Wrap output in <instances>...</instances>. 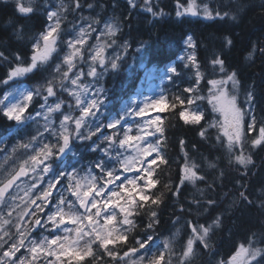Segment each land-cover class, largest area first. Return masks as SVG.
<instances>
[{
  "label": "trees",
  "instance_id": "16d2710c",
  "mask_svg": "<svg viewBox=\"0 0 264 264\" xmlns=\"http://www.w3.org/2000/svg\"><path fill=\"white\" fill-rule=\"evenodd\" d=\"M86 1L97 3V0H78L81 7ZM185 1L157 0L151 8L158 15L154 17L143 12L147 18L139 21L136 31L130 16L137 11L142 12L140 9H130L125 0H101L108 9L115 3L112 8L118 24L127 25L134 35L139 33L140 41L144 43L143 59L148 65L165 69L168 64H173L176 69L174 73L169 72L161 84L164 98L156 109L160 117L152 135L166 163L157 159L153 165V179L157 183L147 194L152 199L159 197L160 202L152 205L149 200L142 208L133 207V226L124 233L126 241H116L108 248L114 246L116 254L121 255L138 247L137 241L143 240L146 234L163 237L178 231L181 237L186 238L195 224L211 225L205 240L207 246L196 240L189 253L191 256L181 264H223L242 246L258 248L264 254V207H261L264 205V147H249L247 155L251 157V163L245 168L225 155V138L212 126L210 110L204 112L199 124L185 123L180 113L188 102V87L190 89L199 83L200 89L206 91L209 81L235 72L238 95L253 94L255 127H264V53L261 52L264 49V0H209L213 14L209 19L191 14L178 16L176 4ZM78 7L74 13L82 12ZM73 12L68 9L58 11L61 13V17L58 16L62 21L61 29L68 28V17ZM47 23L45 10L20 13L17 2L0 0V53H3L0 57V99L7 86L3 81L10 71L31 64L33 42L45 31ZM61 34L60 31L63 38ZM189 35L193 38L196 67L201 74L199 82L193 65L185 57L179 59L185 47L183 41ZM227 39L231 40L230 45ZM59 46L62 48V44ZM17 56L21 58L19 61ZM217 58L224 61V72L213 63ZM51 61H55L53 57L38 64L31 73H25L22 80L42 79ZM133 79L134 68L122 69L117 76L118 90L117 87L111 89V93L114 91L117 95L127 90L124 83L129 84ZM202 102L207 104L206 99ZM157 128L162 131L156 132ZM14 129L15 121L4 117L0 104V140L13 138ZM201 131L205 132L204 138L199 134ZM85 151H82V156L87 159ZM186 164L195 165L197 175L204 179L185 180L181 185ZM177 186L180 191L174 195ZM241 192L247 196V201L240 196ZM208 201L214 203L209 205ZM152 211L157 213L159 223L149 230L147 225ZM217 217L220 221L218 226L213 223ZM92 249L93 256L81 262L73 261V264L108 263V253L99 246V242L94 243ZM62 261L68 264L67 258L62 257Z\"/></svg>",
  "mask_w": 264,
  "mask_h": 264
},
{
  "label": "rangeland",
  "instance_id": "374dc122",
  "mask_svg": "<svg viewBox=\"0 0 264 264\" xmlns=\"http://www.w3.org/2000/svg\"><path fill=\"white\" fill-rule=\"evenodd\" d=\"M13 1L17 2L19 6L22 5L24 7H32L33 9H37L41 12L45 10L47 19V14L50 11H55L57 13V16L61 17V13H58L59 10L66 11L68 9L69 11L73 12L78 6L81 7V2H78V0H54V3H52L53 0ZM125 1L128 3L130 9L136 10L135 7H137L142 11H137L130 16V19H132L131 23H133L132 25L137 31L139 21L147 18L144 13L149 12L152 15L153 10L150 12L147 9L149 7L151 8L152 4H154L157 0H132V3H129V0ZM90 4L92 5L91 8L88 7V5ZM114 4L115 3H112L111 7L108 9L105 8L104 3L101 2V0H97L96 4L90 1L84 2L83 7H81L82 12H73V15L68 17V28H59L56 33H53V36L56 38V43L54 45L55 50L51 52L48 60H50V57H53L55 61L50 62V65H48L43 78L37 81L34 80L32 82H26L22 80L25 74L22 73L21 75L14 77L9 81L4 94L0 99V101H3V103H0L2 110L13 104L29 103V107L26 109L25 113L22 114V121L17 122L14 120L16 125V129H14L13 131L14 137L0 141V185L11 175H13L21 166L24 165L29 170V174L22 178L16 184L14 189L5 197L6 200H9V197H14L15 204L19 205V211H22L26 205L28 206V211L31 212L35 210L37 205H41V200L43 199V196L46 192L50 194L51 198H54L49 202V208H51L52 204L58 202L61 199V195H58L59 189L60 193H62V196L66 198V201H72L74 205V211L83 213L82 209L79 208V204L76 201L75 197L72 196L71 192L68 190L70 184L74 189L75 181H69L66 177H61L58 182L54 180L53 184L55 186L50 188L48 185L50 174L43 175V173L41 172V168H37L36 172H33L31 170L32 162L30 161L29 157L32 155H36L37 152H39L40 148L42 147V143H56V140L54 137L49 136L48 133H44L43 138L39 136V133L43 132L44 130L45 121L43 115L35 117V113L40 110L42 97L37 98L34 95V98L31 102H26L20 95L21 92L32 91L34 93L35 89H37L38 87L46 88L47 81L51 80L53 82L55 96L49 98V103L54 105L55 102L63 101L61 109L51 114V119L57 131H60L59 122L63 119L64 114H69L70 112L73 117H79L81 115L79 107L76 105L75 95L70 93H80L82 99H85L86 95L85 104L90 102L92 99L97 98V96L100 100L104 101L96 117L97 120L102 121L104 124L116 120L117 118L121 117L126 111H129L132 107H134L132 114L121 119L120 124L116 125L114 128H101L99 132H97L95 128L91 129L94 134L89 140L80 141L75 139L74 136H70V147L68 150H66V153L63 154L60 159H57L54 162L49 161V163H53L54 168L74 166L77 168L79 176L86 175L88 166L91 164V162L101 158L100 151H91V146L93 144H100L101 147H107L108 144L111 143L109 141H104L101 133L108 136H113V133H115V135L113 136V141L115 142L114 149L115 152H120L122 154L120 156L121 160L125 158L135 157V145L137 144L139 137H145L143 141H140L141 147L146 146L147 143L156 145V143L152 139V135H146V133H153V128L157 126V122L160 117V115L156 111L158 107H149L142 116L135 115V112L139 111V109L144 106V102L149 99V104L157 101L160 103L162 101V99L164 98V94L161 87V82L166 78L169 73V69L172 68L173 65L170 64L167 66L168 68L164 69L147 64V62L143 59L144 43L140 41L139 33H136L134 35L131 30H128L127 25L118 24L115 21V12L113 10L114 8H112ZM205 6L211 12L209 0H187L184 3L176 4V12H179L181 14H191V12L188 11V9L191 8L192 11L197 13L195 16L203 17L205 19L211 18L213 14L211 16H205L203 11ZM151 15H149L148 17H152ZM55 19L56 18H54L53 21L48 20L46 29L50 24H54ZM61 22L62 21L60 20V27L62 25ZM109 25L114 29V34L109 32ZM81 29L86 30L84 35L80 37L82 43H76L75 41ZM60 31L63 38L60 37ZM40 34L36 37L33 43L35 44L37 41H39L40 48L37 51L43 50V41L40 40ZM186 39H184V41ZM69 41H72L74 47H69ZM59 44H62V48L61 46H59ZM77 49L79 50L78 54L76 53ZM183 51L184 52L181 57H185L186 61L193 65L194 71L197 74V72L199 71L197 70L195 60L189 61L187 59L189 55L194 54V49L185 45ZM34 54H36V51H34L33 49V55ZM69 55L72 56L73 67L71 71H68V64L66 63V59ZM101 61H103V63H101ZM136 62H138V64H136ZM37 63L40 64L39 62ZM113 63L117 65L115 69L112 68ZM57 65L60 66L59 72H57L56 70ZM132 68H134L133 81L129 84L124 83V86L125 88H127V90L125 89V91H121L117 95L114 91L113 93H111V89L115 90L117 87L116 83L119 72L122 69L131 70ZM92 69H95L96 75L94 76L88 74ZM64 72L68 73V77L66 79L63 78ZM227 76L228 75L213 80H227ZM72 79H76L77 84L73 85L71 83ZM61 83H63L64 88H67L68 91H65L64 88L61 87ZM207 84L208 89L206 91H202V89H200L201 87L199 83L193 84L191 86L192 88H190V92L189 87L187 88L188 100L193 99L195 102L191 105H189L187 102L182 111L186 113L189 119H191L194 110L198 109L203 113V115L205 111L210 110L209 114L211 115L212 126H214L224 136V117L220 112L213 110V105L208 103V99L212 94L219 95V92L223 90L230 96L235 95L237 106L240 107L242 111H244L248 109V105L245 102L248 93L239 96L237 86H234L233 82L231 81H228L226 84H218L216 86L211 85L209 82ZM84 86H87L89 88L87 94L81 92V88ZM97 89H103V92L97 93ZM44 94L46 95V91H44ZM196 97H202L203 99H206L207 104L202 102L203 99L197 100ZM69 105H71V109H69ZM30 116L34 118H30ZM88 119L92 118L89 117ZM247 120L248 117L245 116V122H243L242 124L243 135L239 144H236L234 142L230 149L228 137L224 136V153L230 160L235 161V157L241 154L245 157H248L247 151L252 145V140L259 138V128L261 126L255 127L253 131L248 132L246 123ZM146 124L150 125V127H145ZM74 128V122L69 121V131H74ZM81 131H84V129L82 128ZM125 132H127V135H125ZM33 136H37V141H31V138ZM128 137H132V139L129 140ZM121 140L127 141L123 148L119 147V142ZM29 143H31V146L29 148L26 149L22 147V145ZM83 150H86L84 152V156H87V159L82 156ZM154 158H156V153H153L152 156L148 157L149 160ZM38 159H42V154L38 157ZM115 166L120 172L123 171V165L117 163ZM134 167L138 168L140 167V165L137 163ZM93 171L94 174L98 177V183L102 185L104 180L107 179V176H104V180H100L99 177L101 174L99 173V170L94 169ZM124 175L131 177L136 175V172L135 170H133L132 172L124 173ZM117 183H119V181ZM139 183L142 184L143 181H140ZM61 184L63 185V188L60 187ZM29 187H31L32 190L30 193L25 195V193L27 192V188ZM126 187L128 188V190H131L130 185H126ZM133 195L135 196L136 194L133 193ZM127 199V194L122 192L121 198H119V204L125 207H129V205L126 203ZM136 199H139L138 196H136ZM32 200H35L36 203L32 204ZM116 202L117 198H113V203ZM9 203H12V201L9 200ZM63 207L67 212V203H65ZM132 209L133 207L131 208V210ZM8 210V207L0 205V216L7 219ZM47 210L48 209H45V211ZM113 210L117 214L116 219L113 221L112 225H108L107 227L111 228L113 226H116L117 228H119V222L122 221L123 214L119 212L118 208L109 209L108 213H104L102 209L101 217L94 216V219H98L99 224L104 225L103 216L111 214ZM92 213H95V209L92 210ZM37 215L41 216V214L39 213ZM15 216L16 213L14 212L12 218L13 222H15ZM129 218L131 219V216ZM35 219L36 217L25 216L23 225L30 228ZM68 219L69 218L65 216L66 223L64 226L75 228L76 225L67 223ZM87 223V220H85L83 226L86 227ZM129 226L130 225H124L123 227L127 229L129 228ZM199 226L201 225L195 224L194 226H192L189 229L186 238L181 237L178 231L172 232L171 234H165L163 235V237L154 236L156 242H158V244L160 245V247L157 249V255H159L160 251L164 252V259L161 261V264H169L173 260H178L174 264H181L182 260H184L186 257L189 258L191 254L188 253L187 256L184 255L185 252H188L187 241L194 235L192 229L194 227L199 228ZM12 231H15V229L12 228ZM116 234L117 233H114V235ZM200 234H202V232L196 233V235ZM31 235L39 240L44 235H49V233L47 231L40 230L36 232L33 231ZM70 235L74 236L75 233L73 232ZM87 239L88 237H85V240ZM206 239L207 237H205V240ZM165 241L169 243L168 249L163 248V244ZM195 242L196 240H194L193 245L195 244ZM83 244L84 241H81V245ZM242 247L251 249V247ZM135 248L139 249V246ZM108 249L112 250L116 254L114 246H111V248ZM240 249L241 247H239V249L234 252L223 264H231L232 258L235 257L237 253H239ZM129 250L130 249H128L126 252H129ZM21 252H24V249H21ZM105 253H107V251ZM141 253H143V249H140L136 255H133L130 252L131 260L137 259L138 255ZM17 255H20V253H17ZM123 255L124 253L121 255L116 254V259L108 255L109 264H124V261L129 260V258L125 257L124 261L120 260L119 258L123 257ZM50 259L54 260V257H51ZM246 259H248L249 264H256V261L251 260L250 257H247ZM256 260L259 261V264H264V254L258 256Z\"/></svg>",
  "mask_w": 264,
  "mask_h": 264
},
{
  "label": "snow or ice",
  "instance_id": "6c2138e0",
  "mask_svg": "<svg viewBox=\"0 0 264 264\" xmlns=\"http://www.w3.org/2000/svg\"><path fill=\"white\" fill-rule=\"evenodd\" d=\"M7 2V0H5ZM129 3H132V0H129ZM89 8L92 5H88ZM18 10L20 13H31L33 11L32 7H24L18 6ZM148 11H152L149 7ZM192 15H196L197 13L192 11L191 8L188 9ZM205 16H211L212 13L205 6L203 9ZM48 20L53 21L54 24H50L45 32L40 34V40L43 41V50L37 51L40 48V43L37 41L33 44V49L36 51L31 57V65L29 67L23 68H15L10 71L8 78L3 81L4 84H8L10 80L14 77L21 75L22 73H31L34 69L38 67V63L43 64L49 58V55L52 51H54V45L56 43V38L53 36V33H56L60 28L59 18L55 11L48 12ZM152 15L155 17L158 15L156 12H152ZM177 15H181V13H177ZM219 15V12H217ZM225 16L227 13L224 14ZM223 18V17H221ZM234 18V17H233ZM109 32L114 34V29L109 25ZM85 29H81L79 35L76 39V43H82L80 37H82L85 33ZM19 38L20 34L17 33ZM227 43L230 45L231 40L227 39ZM69 47H74L72 41L68 42ZM184 44L192 47L194 45L193 38L191 35L187 37L184 41ZM78 49L76 53L78 54ZM261 52L264 53V49H261ZM0 57H3V53H0ZM7 59V58H4ZM19 61L21 58L19 56L16 57ZM179 59H184V57H179ZM189 61H194L195 57L193 55H189L187 57ZM66 63L68 64V71L72 70V56L69 55L66 59ZM103 63V61H101ZM214 64L220 66V71L224 72V61L220 58H217L213 61ZM117 65L115 63L112 64V68H116ZM57 72L60 71V66H56ZM176 69L174 67L169 69L170 73H174ZM89 75H96L95 69H92ZM197 82L200 79V73L197 72ZM68 73H63V78H67ZM228 81L233 82V85L237 83L236 81V73L233 72L231 75L227 76V80H211L209 83L213 86L218 84H226ZM71 83L73 85L77 84L76 79H72ZM61 87L64 88L63 83H61ZM65 91H68L67 88H64ZM46 91V95L44 94ZM89 88L84 86L81 88V92L87 94ZM97 93L103 92V89H97ZM191 91V89H189ZM75 95L76 105L79 107L81 115L79 117H73L71 113L64 114L63 119L59 122L60 131L56 130V127L51 119V114L53 112L59 111L61 109V105L63 101L55 102L54 105L49 103V98L55 96L53 89V82L51 80L47 81L46 88L38 87L35 89V92L32 91H24L21 92L20 95L23 97V100L26 102H31L35 97L41 98L42 102L40 103V110L35 113V117H39L43 115L44 117V130L39 133V136L43 138L44 133H48L49 136L55 138L56 143H42V147L36 155H32L29 157L31 163V170L33 172L37 171V168H41V172L43 175H49L50 178L48 180L49 187H54L53 181H59L61 177H66L69 181H75V187L69 185V191L71 195L75 197L76 201L79 204V208L83 209V213H78L74 211V205L71 200H67L62 196L60 190L58 189V195H61V199L52 204V207L49 208V202L51 199L49 193H45L43 199L41 200V205H37L35 210L28 211V206L26 205L22 211H19V205L15 204L14 197H9V200L12 203H9V200L5 199V194L8 189L12 188L15 181L22 175H27V172L24 170L23 166H21L20 172L12 175L11 179L7 180V183L4 184L3 187H0V205L8 207L7 216L5 219L0 216V264H63L62 257L67 258L68 264H73V261L81 262L86 257L93 256L92 245L96 242H99V246L104 248L108 255L112 256L116 259V254L108 249L109 244H114L116 241H126L127 237L124 234L126 231L130 229H125L124 225L133 226V220L129 217L133 215L131 210L132 207L138 206L142 208L144 203L151 200L152 205H158L160 200L159 197L156 199H152L146 192L153 187H155L157 181L153 179V165H156L157 159L161 160V163H166L165 160L160 156L158 145H154L152 143H147L146 146L141 147L140 141H143L145 137H139L138 142L135 145L136 155L133 158H125L123 160L120 159L122 155L120 152H115L114 149V141L113 136L101 135L103 136L104 141H109L111 143L108 144L107 147H101L100 144H93L91 146V151L96 152L97 150L101 153V158L91 162L88 166L87 174L83 176H79L78 170L74 166H65L62 168H54L53 163H49V161L54 162L57 159H60L63 154L66 153V150L70 147V136H74L75 139L80 141L89 140L91 136L94 134L91 129L95 128L97 132L100 131L101 128H114L116 125L120 124V120L124 117L132 114L134 107H132L129 111H126L121 117L113 120L107 124H104L102 121L96 119L97 113L100 110V107L103 105L104 101L100 100L99 97L92 99L90 102L85 104V99L81 98L80 93H70ZM197 100L203 99L202 97H196ZM254 96L251 92L248 93L246 104L248 105V109L242 111L240 107L237 106L235 95H229L227 92L221 90L219 95L212 94L208 99V103L213 105V110L220 112L224 117V136L228 137L229 148L231 149L233 143L239 144L241 142V137L243 135V127L242 124L245 122V116L248 117L247 123V131L251 132L255 128L256 117L253 114L255 110L254 104ZM150 100V99H149ZM144 102V106L139 109V111L135 112V115L142 116L149 107L156 108L159 106V102H154L149 104L148 101ZM195 101L193 99L188 100V104L191 105ZM3 103V101H0ZM29 107V103L22 104H13L6 109L3 110V115L5 118L9 120H15L17 122L22 121V114L25 113L26 109ZM69 109H71V105H69ZM181 118L185 120V123L199 124L200 120L203 118V113L198 109L194 110L189 119L185 112L180 113ZM91 117L92 119H88ZM30 118H34L31 117ZM69 121L74 122L75 128L74 131H69ZM145 127H150V125L146 124ZM84 131H81V129ZM162 129L157 128L156 132H161ZM201 138H204L205 132L201 131ZM127 135V132H125ZM146 135H154V133L148 132ZM129 140L132 137H128ZM219 139V137H218ZM31 141H37V136H33ZM62 141V143H61ZM127 141L121 140L119 142V147L123 148ZM183 141L181 144L183 145ZM252 147H264V127L259 128V138L253 139ZM31 143L24 144L22 147L29 148ZM153 153H156V158L148 159V157L152 156ZM42 154V159H38V157ZM236 163L244 166L251 163V157H245L244 155H237L235 157ZM119 163L123 165V171L120 172L116 168V164ZM139 164L140 167L135 168V164ZM111 165V166H110ZM42 166V167H41ZM210 167H215V165H210ZM195 165L188 166L185 165L184 172L181 179V185L185 180L194 182L196 180H203L204 178L197 175V172L194 170ZM70 169V170H69ZM94 169L99 170L101 174L99 179L104 180V176H107V179L104 180L103 184L98 183V177L94 174ZM135 170L136 175L134 176H125L124 173H129ZM123 177V179H122ZM119 181V183H117ZM143 181V183H139ZM126 185L131 186V190H128ZM19 187V186H17ZM63 188V185H60ZM31 187L27 188V192L25 195L31 192ZM180 191V187L177 186L176 192L174 195L178 194ZM127 194L126 203L129 207H125L119 204V198H121V193ZM133 193L136 195L134 196ZM138 196V200L136 199ZM240 196L247 201L248 198L245 196L244 192L240 193ZM39 198V197H38ZM102 198V199H97ZM113 198H117V202L113 203ZM251 203V201H248ZM32 204H35L36 201L32 200ZM67 203L68 211H65L63 205ZM209 205H212L213 201H208ZM264 207V205H261ZM119 209V212L123 214L122 221L119 222L120 227L117 228L113 226L111 228L107 227L108 225H112L113 221L116 219V212L113 210L111 214H107L103 216L104 225L99 224L98 219H94L95 217H101L102 209L104 213H108L109 209ZM45 209H48L45 211ZM95 209V213H92V210ZM16 213L15 222H13V213ZM41 214L38 216L37 214ZM36 217L34 223L30 228L25 227L23 225L24 217ZM65 216L69 219L67 223L72 225H76L75 228L65 227ZM87 220V226H83L84 221ZM219 217L215 221L214 224L219 225ZM159 220L157 219V213L155 211L151 212V221L147 225V229L153 230L154 225L158 224ZM8 226V227H5ZM204 227L203 225L199 226V228H193V237L189 238L187 241V249L188 252H185L184 255L187 256L188 253L192 251V246L194 240H199L201 243L207 246L205 237H207L209 233V228ZM12 228L15 231H12ZM47 231L49 235H44L41 239L37 240L34 236L31 235L33 231ZM75 233L74 236L70 235L71 233ZM202 232L200 235H196V233ZM114 233H117L114 235ZM85 237H88L85 240ZM81 241H84V244L81 245ZM139 244V249L132 248L129 252H124L123 257L119 259L124 261L125 257H128L129 260L124 261V264H161V261L164 259V252L160 251L159 255H157V249L160 247L158 242L153 235H145V238L141 241H137ZM164 249L169 248V243L167 241L163 244ZM21 249H24V252H21ZM140 249H143V253L138 255V258L135 260H131L130 252L133 255H136ZM20 253V255H17ZM258 256H261V250L258 248H244L241 247L239 253L235 257L232 258L231 264H249L247 257H250L251 260L256 261V264H259V261L256 260ZM54 257L53 259H50ZM147 258V259H146Z\"/></svg>",
  "mask_w": 264,
  "mask_h": 264
},
{
  "label": "water",
  "instance_id": "95a60500",
  "mask_svg": "<svg viewBox=\"0 0 264 264\" xmlns=\"http://www.w3.org/2000/svg\"><path fill=\"white\" fill-rule=\"evenodd\" d=\"M23 168H24V170H25V171L27 172V174H28V170L26 169V167L23 166ZM20 170H21V167L16 171V173H17V172H20ZM14 175H15V174H14ZM24 176H26V175H22V176H20V177L15 181L14 185L16 184V182H17L21 177H24ZM11 177H12V176H11ZM11 177H10L9 179H11ZM7 180H8V179H7ZM7 180H6L4 183H2V185H1L0 187H3L4 184L7 183ZM14 185H13V186H14ZM12 188H13V187H12ZM12 188L8 189V191L6 192L5 196L10 192V190H11Z\"/></svg>",
  "mask_w": 264,
  "mask_h": 264
},
{
  "label": "bare ground",
  "instance_id": "6f19581e",
  "mask_svg": "<svg viewBox=\"0 0 264 264\" xmlns=\"http://www.w3.org/2000/svg\"><path fill=\"white\" fill-rule=\"evenodd\" d=\"M212 5V4H211ZM129 29H130V27H129ZM5 138H3L2 140H4ZM1 141V140H0ZM210 248V247H209Z\"/></svg>",
  "mask_w": 264,
  "mask_h": 264
}]
</instances>
